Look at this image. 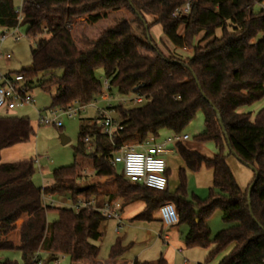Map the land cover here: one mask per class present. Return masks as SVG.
Masks as SVG:
<instances>
[{"label": "trees", "instance_id": "obj_1", "mask_svg": "<svg viewBox=\"0 0 264 264\" xmlns=\"http://www.w3.org/2000/svg\"><path fill=\"white\" fill-rule=\"evenodd\" d=\"M185 1L24 0L19 22L14 0H0V26L25 25L26 36L37 39L32 68L15 74H23L31 91L35 86L53 91L52 107L87 105L102 95L99 68L109 80L110 92L146 96L141 104L112 108L122 126L112 137L104 132L99 116L81 119L74 162L56 168L54 181L44 187L34 184L33 159L2 160L3 150L34 136L29 118L0 114V251H19L23 264H46L61 255H68L71 264H127L120 261L127 250L120 239L108 260H99L100 247L92 241L103 236L106 216L88 208L54 207L45 200L46 195L72 202L81 196L95 197L101 205L108 196L123 199L122 205L143 201L145 206L133 221H151L155 210L171 202L178 211V224L188 226L187 247L209 248L214 243L208 260L231 247L217 264H264V106L254 116L245 111L264 99V0H192L188 15L174 16ZM146 15H153L154 21L149 23ZM155 23L162 25L175 47L191 49V55H165L148 35ZM199 111L204 113L205 129L195 139L213 142L218 153L210 157L182 141L175 147L188 170L212 169L206 199H188L185 170L179 187L170 193L167 187L157 190L130 182L109 161L121 147L158 138L163 130L182 134ZM227 149L256 169L254 180L258 174L251 211L248 189L238 185ZM88 168L99 177H110L115 190H103L106 184H78ZM215 209L222 211L227 227L211 239L207 219ZM52 210L58 217L49 223L47 214ZM16 229L18 243L9 237ZM0 264L19 263L6 259ZM131 264L153 263L135 258ZM154 264L166 260L160 256Z\"/></svg>", "mask_w": 264, "mask_h": 264}, {"label": "rangeland", "instance_id": "obj_2", "mask_svg": "<svg viewBox=\"0 0 264 264\" xmlns=\"http://www.w3.org/2000/svg\"><path fill=\"white\" fill-rule=\"evenodd\" d=\"M24 0H14V7L20 10ZM146 20L149 23L154 21L153 15H146ZM26 26L21 25L17 30L15 28H6L0 26V35L6 33L8 36L1 45V52L3 54L10 53L11 58H0V71L2 73H15L24 68H28L32 64V48L36 45L37 39L26 36ZM183 33V28L180 29ZM19 35L20 39L16 40L15 37ZM148 35L159 46L162 52L169 55H178L183 58L190 56L192 50L188 48L175 47L168 37L164 34L161 24H151L148 30ZM199 34L195 42L202 37ZM98 78L103 84V94L97 96L92 102L95 104H87L83 110L72 116L61 112L59 120L62 126L58 127L54 124L38 123V110L44 117L51 118L52 115L49 107H52V92H47L38 86L32 90V95L35 98V105H27L25 107H18L11 111V114L18 116L28 117L32 126L34 127L35 134L30 141L19 144L5 149L2 152L3 162H13L23 159H33L36 172L33 176L34 184L37 187H44L50 185L54 181L53 171L62 166L71 165L74 162V151L78 141V133L80 129L81 119L83 118H96L98 117L99 109L108 108L109 106L119 105V94L111 92L113 95L112 100L108 101L110 93L104 86L105 74L101 68L97 71ZM128 104V103H126ZM123 104L125 106H129ZM76 108L79 106H75ZM110 115L115 119H119V115L115 111H110ZM204 113L199 111L196 117L185 128L182 134L189 136L188 140L182 141L188 148L197 150L207 156H214L218 153V148L213 142H199L195 139V135L204 131ZM173 134V132H172ZM62 135L69 138L67 143H63ZM167 136L166 133H161L159 139L163 140ZM173 153L163 154L167 163L166 176L168 179V192L174 193L181 182V172L185 170L188 199L198 197L206 199L210 193V187L213 184V171L210 168L203 167L198 172H192L186 168V165L173 147ZM227 162L232 170V173L240 186L245 191L247 190L254 180L255 172L253 168L241 161L234 153L228 149L225 151ZM116 171L123 173V164L116 165ZM78 184H106L103 190L107 189L109 192L115 190V186L110 177H99L94 173L93 169L84 170V176L78 180ZM82 198H85L81 196ZM95 198V197H90ZM99 198V197H98ZM109 198L104 197V201ZM118 200L123 203V199L119 197ZM54 199V198H53ZM64 203L59 202L60 200ZM88 199V198H86ZM96 199V198H95ZM101 199V198H100ZM54 207L64 206L69 207L72 204L67 198H62L55 195ZM97 202V199H96ZM132 207L122 215V226L117 229V220L107 218L101 224V231L103 236L97 241H92L100 247L99 260L106 261L109 258L111 248L118 239L122 241V245L127 247V250L120 258L122 263L133 261L135 258L139 260L150 261L156 263L160 256L166 260V264H217L229 249L224 253L219 254L212 260H208V255L211 247H187L184 243V237L188 231L186 224L178 225L177 230L170 229V240L166 241L161 236L163 223L156 218L151 221H133L132 215L138 213L142 208V202L138 201L132 203ZM123 208V205H122ZM159 209V208H158ZM158 209L153 212V217L157 215ZM58 214L52 210L48 212L47 219L51 223L56 220ZM223 213L219 209H215L211 216L207 219V225L211 230V239H214L217 233L227 227L224 223ZM22 221H17V227L21 225ZM13 241L18 243V229L10 233L9 236ZM6 259L15 260L19 264H23L21 253L19 251L4 250L0 251V261ZM46 264H71L68 255H61L57 261L47 262Z\"/></svg>", "mask_w": 264, "mask_h": 264}, {"label": "built area", "instance_id": "obj_3", "mask_svg": "<svg viewBox=\"0 0 264 264\" xmlns=\"http://www.w3.org/2000/svg\"><path fill=\"white\" fill-rule=\"evenodd\" d=\"M192 0H186L185 3L177 8L173 13L174 16L188 15L191 12ZM18 14L19 22L22 21L21 9L16 10ZM19 25L15 28L17 30ZM7 34L3 33L0 35V48L2 43L6 40ZM21 36L17 35L16 40L20 39ZM0 58H11L10 53L3 54L0 49ZM28 81L25 79L23 74L15 73H2L0 71V114H11V111L18 107H25L27 105L34 106L35 98L32 95ZM104 86L110 93L108 101L112 100L113 94L110 92L109 80H104ZM119 104L138 105L144 102L146 96L141 93L120 95ZM89 104H95L90 102ZM126 104V105H128ZM79 106V107H75ZM86 105H80L75 102L73 105L66 109L49 107V111L52 115L51 118L44 117L41 114V110H38V123L43 124H54L58 127L62 126V122L59 120L60 113H66L70 116L77 114L85 108ZM109 106L108 108L99 109L98 116L100 124L104 128V132L112 137L118 129H121L120 121L115 120L110 115V111H114ZM187 134H176L173 133L167 136L163 140H159L151 136L144 143L133 146V147H121L117 151L112 153L109 157V161L114 165L123 164V174L132 183L144 184L150 188L163 190L168 186V179L166 176L167 163L163 157V154L168 152V144H176L178 141L188 140ZM85 140H89V136L85 137ZM51 195H46L45 200H49L50 204L54 203L50 200ZM71 201V200H70ZM76 211L83 208H88L100 212L107 218L117 220V229L119 230L122 226V203L118 198L107 199L101 205L97 204L95 198H82L79 197L75 202H72L71 206ZM159 218L163 223L164 232L161 236L167 240L166 231L178 223V211L175 205L171 202L162 204L158 209ZM41 264V262L39 263Z\"/></svg>", "mask_w": 264, "mask_h": 264}, {"label": "crops", "instance_id": "obj_4", "mask_svg": "<svg viewBox=\"0 0 264 264\" xmlns=\"http://www.w3.org/2000/svg\"><path fill=\"white\" fill-rule=\"evenodd\" d=\"M264 106V99H262L261 101H259V102H257V103H255L253 106H251V107H249V108H247V109H245V111H248V110H250L251 112H252V114H253V116L255 115V113L257 112V111H259V109L260 108H262ZM166 133L167 134V136H169V135H171L172 134V131H169V130H163V131H161V133ZM166 136V137H167ZM158 139H159V137H158ZM160 140V139H159ZM168 152L167 153H173V151H174V149H173V147H174V145L173 144H168ZM175 149H176V147H175ZM4 151V150H3ZM55 199V196L54 195H51V201L53 202V203H57L58 201L56 200H54ZM60 200V199H59ZM46 202H50L49 200H46ZM59 202H61V203H64V202H62L61 200L59 201ZM135 202H138V201H135ZM135 202H132V203H135ZM142 202V208L140 209V211H138V213L139 212H141L142 210H143V208H144V206H145V204H144V202L143 201H141ZM132 203H128V204H125V205H123V208H122V215L128 210V209H130L132 206ZM129 211V210H128ZM137 212H136V214H134V215H132L133 217L135 216V215H137L138 214ZM157 219V220H160V218H159V214L157 213V215H155L154 217H153V219ZM21 221H23V218H21L20 219ZM161 221V220H160ZM179 225V224H178ZM178 225L176 226H173L172 227V229H174V230H177V228H178ZM171 229V228H170ZM170 229H168L167 231H166V235H167V240L166 241H168V240H170V233H169V230ZM164 232V227H163V229H162V231H161V233H163ZM160 233V234H161ZM127 264H131V261L130 262H127Z\"/></svg>", "mask_w": 264, "mask_h": 264}, {"label": "water", "instance_id": "obj_5", "mask_svg": "<svg viewBox=\"0 0 264 264\" xmlns=\"http://www.w3.org/2000/svg\"><path fill=\"white\" fill-rule=\"evenodd\" d=\"M146 27H147V25H146ZM28 68H32V66H29ZM215 110H216V113H217V116H218V119H219L220 125H221L223 131L226 132V131H225V127H224L223 122H222V119H221V116H220V113H219V111H218L217 109H215ZM62 141H63V143H67V142L69 141V138H67V137H65L64 135H62ZM233 153H234V152H233ZM234 155H236V154L234 153ZM236 156H237V155H236ZM237 157H238V156H237ZM238 158H239V157H238ZM239 159H240V158H239ZM250 166H251V165H250ZM251 167L253 168L254 171L256 170L253 166H251ZM257 177H258V174H257V172H256V178H255V180L252 182V184L250 185V187L248 188V192H247V198H248V204H249V207H250V211H251V192H252L253 186H254V184H255V182H256V180H257Z\"/></svg>", "mask_w": 264, "mask_h": 264}]
</instances>
